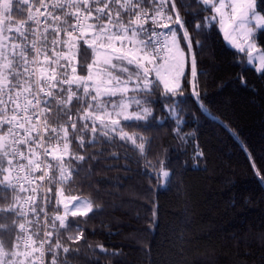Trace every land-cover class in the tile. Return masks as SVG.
Listing matches in <instances>:
<instances>
[{
	"label": "trees",
	"instance_id": "1",
	"mask_svg": "<svg viewBox=\"0 0 264 264\" xmlns=\"http://www.w3.org/2000/svg\"><path fill=\"white\" fill-rule=\"evenodd\" d=\"M45 1L49 10L66 3ZM38 3L31 0L26 6L13 0L11 26L27 22ZM256 7L264 13V0H256ZM177 9L184 27L203 47L193 42L198 75L190 76L188 63L183 94L175 105H168L176 118L165 111L167 102L157 95L149 105L152 115L147 124L120 120L123 133L135 139V145L116 135L112 144L101 139L92 146L90 133H85V146L80 148L70 129L65 166L76 171L58 183L53 167L48 173L51 183L46 177L33 185L37 203L48 187L52 189L48 193L52 203L46 208L49 225L56 213L63 214L62 205L56 204L59 190L65 198H86L92 206L87 216L72 217L69 212L66 227L60 228L57 221L56 229H47L53 231V247L59 242L69 249L67 254L56 250V264H264V71L226 44L218 24L199 33L194 30V21L203 25L204 16L210 15L202 4L177 0ZM63 11L72 9H57L55 14ZM9 26L4 17L1 27ZM256 41L264 50V30L258 31ZM92 61V49L80 42L77 74L86 76ZM80 126L78 121V130ZM141 143L143 151L138 148ZM72 154L85 160L74 161ZM41 159L56 163L51 157ZM164 171L169 172L165 183ZM0 195L7 197L0 199V209H5L13 200L23 203L28 193L0 185ZM19 223L25 220L8 214L0 218V227L8 230L0 234L3 252L11 250L8 242L17 234L13 224L18 230ZM52 257L48 251L47 264ZM8 259L0 255V261Z\"/></svg>",
	"mask_w": 264,
	"mask_h": 264
},
{
	"label": "snow or ice",
	"instance_id": "2",
	"mask_svg": "<svg viewBox=\"0 0 264 264\" xmlns=\"http://www.w3.org/2000/svg\"><path fill=\"white\" fill-rule=\"evenodd\" d=\"M16 2L31 6V0ZM12 3L4 0L0 5V25L4 17L10 22L7 29L0 27V185L13 192L19 188L28 195L23 203L13 200L9 207L0 209V218L8 214L25 220L18 230L13 224L17 234L8 242L9 252H3L4 244L0 243V255L9 258L0 264H37V254L39 264H43L46 244L53 253L51 264H56L55 253L62 246L57 242L53 247L49 226L56 229L58 221L60 228L66 227L70 205L74 204L72 217L87 216L92 211L90 203H74L77 197L65 198L59 190L56 204L62 205L63 214L56 213L49 225L46 208L52 203L48 195L51 187L37 203V188L33 186L37 180L48 177L51 183L53 178L48 173L53 167L59 174L58 183L69 180L76 171L65 166V158L70 155L69 130L78 138L80 148L85 146V133H90L92 146L101 139L112 144L116 135L120 140L131 139L135 145V139L123 133L120 120L147 124L152 115L149 105L157 95L167 102L165 111L175 119L176 113L168 105H175L176 97L183 94L186 57L190 76L198 75L192 45L203 44L184 27L177 0H67L51 10L45 7L39 15L29 12L28 21L16 27L11 26ZM196 3L210 13L204 16L203 25L193 22L197 33L219 24L225 38L246 53L248 63L258 61L264 69V50L255 43V32L264 30V16L256 12V0ZM57 9L75 11L55 14ZM172 24L182 30L183 48ZM81 41L93 52L86 76L77 74L75 64ZM193 94L199 104L194 87ZM138 148L143 151L144 144ZM41 156L51 157L55 165ZM72 160L83 162L85 157L72 154ZM163 176L168 177L169 172L164 171ZM0 199L7 197L0 195ZM6 231L0 227V234ZM33 235L38 239L34 240ZM62 251L67 254L69 249L63 247Z\"/></svg>",
	"mask_w": 264,
	"mask_h": 264
},
{
	"label": "rangeland",
	"instance_id": "3",
	"mask_svg": "<svg viewBox=\"0 0 264 264\" xmlns=\"http://www.w3.org/2000/svg\"><path fill=\"white\" fill-rule=\"evenodd\" d=\"M255 10H256V12L259 13L261 16H264V13L261 12V11H259V10L257 9L256 5H255ZM173 19H175V18L173 17ZM171 26H172V27H175V28L177 29V36H178V39H180V47L183 48V46H182V38H180V31H179V29H178V26L175 25V24H172ZM218 27H219V30L221 31L222 35H223L224 40L226 41V44H227L229 47H231V48L237 50L238 52H241V51H239V50L235 47V45H233L232 43H230V41H229L228 39L225 38V36H224V34H223V31L221 30V27H220L219 24H218ZM258 31H260V30H257V31L255 32V43H256L257 47L260 48V47L258 46V44H257V41H256V35H257ZM237 42H240L239 37H237ZM185 52H186V51H185ZM241 53L245 54V60H246V62L248 63L246 53H245V52H241ZM100 58L102 59L103 57L101 56ZM248 64L254 66L257 70L260 69L259 71H264V69H261V66H260V64H259L258 61H253L252 63H248ZM187 67H188V60H187V57H186V60H185V68H184V74H185V72H186V70H187ZM130 111H131V110H130ZM166 178H167V177H164V176H163V178H162V182H163V183H165ZM79 201H86V202L90 203L89 201H87V200H85V199H81V198L78 199V202H79ZM90 204H91V203H90Z\"/></svg>",
	"mask_w": 264,
	"mask_h": 264
},
{
	"label": "built area",
	"instance_id": "4",
	"mask_svg": "<svg viewBox=\"0 0 264 264\" xmlns=\"http://www.w3.org/2000/svg\"><path fill=\"white\" fill-rule=\"evenodd\" d=\"M44 5V6H41V5ZM0 5H2V0H0ZM45 7H47V4L44 2V0H41L40 4L38 5L37 9H36V12L34 15H39V13H42L45 11ZM42 18V17H41ZM21 22H25V21H21ZM2 25H0L1 27ZM46 252V247L44 248V253Z\"/></svg>",
	"mask_w": 264,
	"mask_h": 264
}]
</instances>
